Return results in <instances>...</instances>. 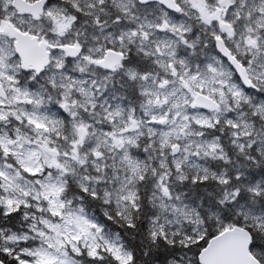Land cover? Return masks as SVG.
<instances>
[{
	"label": "snow or ice",
	"instance_id": "6c2138e0",
	"mask_svg": "<svg viewBox=\"0 0 264 264\" xmlns=\"http://www.w3.org/2000/svg\"><path fill=\"white\" fill-rule=\"evenodd\" d=\"M0 264H264V0H0Z\"/></svg>",
	"mask_w": 264,
	"mask_h": 264
}]
</instances>
